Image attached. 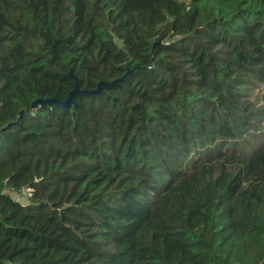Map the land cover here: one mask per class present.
I'll return each instance as SVG.
<instances>
[{"label": "trees", "instance_id": "1", "mask_svg": "<svg viewBox=\"0 0 264 264\" xmlns=\"http://www.w3.org/2000/svg\"><path fill=\"white\" fill-rule=\"evenodd\" d=\"M0 264H264V0H0Z\"/></svg>", "mask_w": 264, "mask_h": 264}, {"label": "water", "instance_id": "2", "mask_svg": "<svg viewBox=\"0 0 264 264\" xmlns=\"http://www.w3.org/2000/svg\"><path fill=\"white\" fill-rule=\"evenodd\" d=\"M105 83H101L98 85V88L96 90L93 91H86V90H80L78 84L76 83V87L75 89L69 94L66 102H61L57 99H38L33 103V107L34 108H38L40 105H45V104H57L60 107H68L71 105V103L73 102V96L77 93L79 94H98L101 92L102 90V85Z\"/></svg>", "mask_w": 264, "mask_h": 264}, {"label": "rangeland", "instance_id": "3", "mask_svg": "<svg viewBox=\"0 0 264 264\" xmlns=\"http://www.w3.org/2000/svg\"><path fill=\"white\" fill-rule=\"evenodd\" d=\"M180 2H182L183 4H185L186 6H188L192 0H179ZM25 194H15L16 198H18L20 201H23L24 199V196Z\"/></svg>", "mask_w": 264, "mask_h": 264}]
</instances>
